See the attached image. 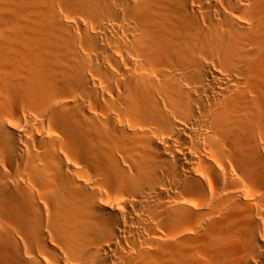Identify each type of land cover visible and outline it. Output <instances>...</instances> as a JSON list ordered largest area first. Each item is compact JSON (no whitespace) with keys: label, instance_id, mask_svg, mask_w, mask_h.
<instances>
[{"label":"bare ground","instance_id":"6f19581e","mask_svg":"<svg viewBox=\"0 0 264 264\" xmlns=\"http://www.w3.org/2000/svg\"><path fill=\"white\" fill-rule=\"evenodd\" d=\"M0 264H264V0H0Z\"/></svg>","mask_w":264,"mask_h":264}]
</instances>
